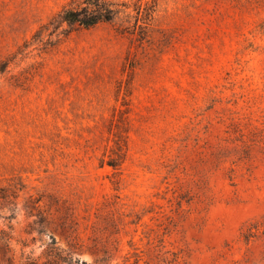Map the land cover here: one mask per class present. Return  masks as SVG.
<instances>
[{"label":"rangeland","instance_id":"obj_1","mask_svg":"<svg viewBox=\"0 0 264 264\" xmlns=\"http://www.w3.org/2000/svg\"><path fill=\"white\" fill-rule=\"evenodd\" d=\"M109 1L0 0L15 264H264V0Z\"/></svg>","mask_w":264,"mask_h":264},{"label":"trees","instance_id":"obj_2","mask_svg":"<svg viewBox=\"0 0 264 264\" xmlns=\"http://www.w3.org/2000/svg\"><path fill=\"white\" fill-rule=\"evenodd\" d=\"M118 14L115 4L109 0H82L81 5L65 8L62 13L56 17V22L59 21L60 26L65 24L74 27L79 26L84 29H89L97 26L100 23L112 22ZM39 202V201H38ZM43 221L40 220L42 227ZM40 233H43L40 230ZM13 236L11 231H6L0 228V264H15L16 259L12 248ZM55 244V240L52 242ZM56 252L59 262H73L71 254L64 256L57 252L56 249L51 251ZM23 264H38L37 259L31 256L22 257Z\"/></svg>","mask_w":264,"mask_h":264}]
</instances>
